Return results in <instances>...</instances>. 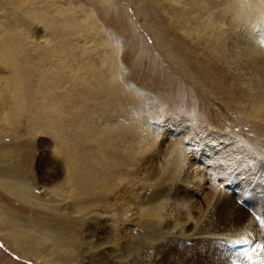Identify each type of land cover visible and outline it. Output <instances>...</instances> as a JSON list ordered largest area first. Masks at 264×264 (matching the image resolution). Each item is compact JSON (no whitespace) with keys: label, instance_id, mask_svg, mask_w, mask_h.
Wrapping results in <instances>:
<instances>
[{"label":"rangeland","instance_id":"374dc122","mask_svg":"<svg viewBox=\"0 0 264 264\" xmlns=\"http://www.w3.org/2000/svg\"><path fill=\"white\" fill-rule=\"evenodd\" d=\"M212 1H216L220 6L211 9ZM19 2L20 0H0V89L4 86L5 80L7 84L11 81L12 83L20 81L21 84L23 83L24 91L26 90L30 107L25 118L14 128L13 135L0 139V207L2 209L16 219L23 218L36 224L45 223L50 226L59 222L65 225V228H69L68 232L71 235L76 234L78 238H82L80 232L82 229L86 230L84 226H87L88 215L80 217L82 220L76 217L68 203L53 198L50 192L44 191L43 184L38 180L39 172L45 166L56 168L55 160L44 159L45 156L52 155L46 148V141L52 140V146L54 145L53 147L60 154L64 146L71 143L73 157L77 162L80 161L78 169L98 170L97 163L93 161L96 158L99 160L102 154L106 157L107 150L104 147L102 149L105 151L102 149L98 151L99 146L96 141L100 140L103 144L105 138H110L109 140L117 138L127 144L118 147L122 151L109 153V155L113 154L108 158L112 170H109L111 177L119 171H124L126 176L129 171L131 154L124 148L130 141L142 142L151 150H155L152 151L153 153L150 151L139 156V162L146 158L154 159V163L146 168L147 170L164 167L168 160L167 153L171 154L168 146L172 142H177L186 146L185 159H192L193 163L204 169L194 170L197 177L198 174L204 173L202 177L200 175L201 178L198 177L201 185L207 184L212 188L214 183L218 186L224 184L221 188L232 198L234 197L233 205L231 202H219L213 192H210L211 201L206 204L200 196L195 195L198 187H195L197 189L188 187L193 184L192 175L184 181L186 183L177 177L176 182L169 183L172 186L162 185L167 188L165 189L169 195L163 199L168 203L172 199V202H177L186 196L197 197L195 198L197 204L200 206L201 203V208L213 221L214 236L236 238L234 233L241 227L239 228L237 223L240 217L235 214V205L251 213L254 219L257 218L251 207L249 209L243 201H237L240 192L235 191V193L231 190V183L229 180V185L224 183L222 176L227 172V177H230L229 173L232 172L230 170L234 166H243L248 171L239 179H234V176L227 179L236 182L235 185L238 186L236 190L247 191L248 188H244L243 185L248 187L256 185L258 190L264 192V157L256 159L237 153L218 167L217 165L210 167V164L202 158L199 162L195 159L196 153H202L204 149L203 139L207 137V131L211 135L217 133L223 135L229 145L238 151L244 150L243 144L246 140H251V148H256L264 155V121H260L257 113L253 112L246 85L228 75L223 68L216 66L215 53L212 49L206 52L207 46L200 44V49L193 46L199 41H205L208 31L216 22L223 26L228 25L227 15L223 11L224 8H221V0H52V2L44 0L37 1L33 7L34 11H39L38 15L41 19H37L29 11V6H22ZM196 33L199 35L195 36ZM221 43L223 39L218 37L215 44ZM8 52H12V55ZM80 62L83 71L86 72L80 73L89 77L90 84L94 86L101 84L100 75L106 76L109 73L111 78L114 76L112 79L119 82V89L121 88L119 93L123 94L117 92L108 98L93 95L85 100H81V97L77 99L76 90L81 86L78 85L72 72L78 68ZM116 72L117 74L114 75ZM57 110L62 120H56ZM76 112H80L84 120L90 116V123L86 121H83V125L74 123ZM9 115L6 117L7 122ZM105 124L112 130H116L117 127L120 130L124 129L119 133L127 137L117 136L111 131L104 132ZM159 135H161L160 139L167 143L154 145L155 136ZM28 136L33 144L32 150L27 144ZM204 154L208 158L211 156V152L207 149L204 150ZM27 155L35 156V159L32 163L27 160L22 166L19 165L23 156ZM99 165L98 171L107 169L100 162ZM23 167L28 173L23 172ZM160 169L162 170V168L157 170L156 177L148 176L154 179L144 177L145 180L148 178L146 180L148 184L162 182ZM189 172L193 173L187 171L184 180ZM145 180L139 182L141 188ZM110 181L107 180L102 185L98 184L96 187L98 192H102L99 189H102L104 184L107 188H112L118 182L112 179ZM133 181L131 177L124 179L126 189H132ZM254 181L257 183L253 184ZM187 182L190 185H187ZM136 184L138 185V181ZM136 187L133 192L138 191L142 195L148 188L147 195L153 192L150 187L145 189H140L139 186L136 189ZM118 189L124 193V196L127 194L128 198L124 197V202L126 199L131 200L130 192L125 194L121 187L116 190ZM88 203L86 202L85 205L87 206ZM126 204L130 205L128 202ZM175 206L173 209L176 208ZM175 210L172 211L173 215L169 219L166 218L169 211L165 207L162 218L169 221V226L165 225L164 231L167 232L169 229L171 232H179L184 224L185 229L189 230L191 220H180L178 214L180 212ZM135 211L128 214L131 215ZM174 211L178 216L173 213ZM190 215L194 218V222H197V217L200 218L197 211ZM172 217H177V222H175L177 218L172 219ZM175 223H178L176 230H174ZM101 227L116 233L117 227L111 228L106 224H102ZM70 228H73L72 233ZM168 239L169 244H165L162 250L168 249L164 253L172 257V264L177 262L178 257L175 254L181 252L182 248H191L194 254L199 253L201 246L198 240L197 243L194 239L188 241L182 239L180 243L178 239L172 237ZM177 240L179 242H176ZM12 249L0 240V264H37L33 260H26ZM202 252L210 254L212 250L205 247ZM229 261L232 263V256Z\"/></svg>","mask_w":264,"mask_h":264},{"label":"bare ground","instance_id":"6f19581e","mask_svg":"<svg viewBox=\"0 0 264 264\" xmlns=\"http://www.w3.org/2000/svg\"><path fill=\"white\" fill-rule=\"evenodd\" d=\"M37 1L40 2L44 0H20L19 3L22 6H29V11L33 13L37 19H39V11L37 12V10H33V7L36 5ZM221 1V8H224L223 11H225V15H227L228 25L223 26L218 22H216L215 24L213 23V27L208 31L206 37L204 38L205 41H199L196 43V45L193 46H195V48L198 47L199 49L201 47L200 44L203 46H207L208 50L206 52H209L212 49V51L215 53L216 66L223 68L228 75L239 79L244 85H246L248 89V96L250 98V102L252 103V110L253 112L257 113V118L260 121H264V0ZM48 5H46V7ZM219 6L220 5L216 1H212L210 3L211 9H217ZM37 9L39 10V8ZM14 10L12 11L15 12ZM51 10L52 9H50V11ZM61 10L59 11L62 13ZM20 20V22H22V19ZM35 24L36 23L34 22V25ZM197 35L199 34L196 33L195 36ZM218 37H222L223 43L217 45L215 44V42L217 41ZM43 39L41 38V40ZM48 51L50 52V50ZM9 54L12 55V52ZM60 58L62 57L60 56ZM78 60L80 61V59ZM76 63L77 62H75V64ZM15 66L13 65V67ZM77 67L78 68L72 72V74H74L75 80L78 82V85L81 86L80 89L76 90L77 99L81 97V100H85L93 95H96L97 97L108 98L112 97L111 94H116L117 92L118 94L122 93H119L121 91V88L119 89V82L115 81L116 79H112L114 76L111 78L109 73H107L106 76L104 74H101V81L99 80L101 84H96V86H94L89 83V77L84 76L80 73L84 72L81 62L78 63ZM116 74L117 72L114 75ZM19 77L20 76H18V78ZM3 84L4 86L0 89L1 140L13 135L14 128H16L20 124L21 120L25 118V115L30 107V101L28 100L27 93L25 92L26 90L24 91L22 86L23 83L21 84L20 81H13L12 83L11 81L7 84V80H5V83L3 82ZM126 93L127 92H125V94ZM116 96L118 97V95H115V97ZM57 112L58 114L55 116L56 120H62V117L59 114V110H57ZM8 114H10V123L6 120ZM75 114L76 115L74 118V123L78 125H83V121H86L88 124L90 123V116H88L86 120H84L80 112H76ZM52 129L50 128V130ZM121 130L118 127L116 130H112L106 124L104 125L103 129V131L106 133L111 131L113 134L116 133L117 136H125L122 135L123 133H119V131ZM207 132V137L203 139L205 147L203 146L204 149L202 148V153H196L195 159L197 162H199V159L202 158L203 161H205L207 164H210V167H213V165H217L218 167V165H222L223 162L228 161L236 156L237 153L256 159H258L259 157H264V155L258 152L256 148H251V140H246L243 144L244 150L238 151L234 150L229 145L227 138L223 135L218 133L211 135L209 134V131ZM160 136L161 135L155 136V141L153 142L154 145L167 143L164 140L160 139ZM109 139L110 138H105L103 140V144H101L100 140L96 141L99 146L98 151L104 147L107 150L106 157L102 154L100 155L101 157L99 158V160H97L96 158L93 161L94 163H97L98 170L100 167L99 162L100 164L105 165L107 169L104 171L92 169H88V171L86 170L87 168L85 170L78 169V163L80 161L77 162L73 157V154L71 152L72 150L70 148L71 143L69 145L66 144L60 154L58 150L53 147L54 145L52 146V140L47 139L46 141V148L52 155L45 156L44 159L48 161L55 160L56 168L45 166L39 172L38 180L43 184L42 186L44 191L46 190L47 192H50L53 198L56 197L57 199L68 203L73 210V214H76V217L80 218L88 215L86 217V219L88 220V222H86L87 226H84L86 230L83 231L82 227H79L80 229H82L80 232L82 234V238H78L76 234L71 235L70 232H68L69 228H65V225L59 224V222L57 225H54V223L51 222L52 225L50 224V226H48L45 223L36 224L23 218L16 219L8 211L0 207V240L2 241V243L5 246L13 248L12 250L18 252V254L26 258V260H33L37 264H172V257L168 256V253H164L168 249L166 248V251L162 250V247L165 246V244H169L168 242H170V240L168 238L172 237L173 239H178L180 243L182 239L184 241L194 239L197 243L199 241L198 244L199 246H201L198 254H194L191 248V250L182 248L181 252L175 254L178 257V260H176L177 262L175 264H264V192L262 190H258L256 188V185H252L250 187L243 185L244 188H248L247 191L239 189L236 190L238 188V186L235 185L236 182L233 183L230 179H227L232 178V176H234V179L236 180L239 179L243 175V173L248 171L247 168L239 165L234 166L230 170L232 172L229 173L231 176L227 177V172H225L226 174L222 176L225 181L223 179L222 181L229 185V180V183H231V190H233L234 192H240L237 201L241 200L244 204H247L249 206V209L252 208L257 218L254 219L250 215L251 213L249 214L245 211V209L241 208L239 205L234 204L236 206L235 214L237 217H240V219H237V223L239 224V228H241L234 233V236H236V238L231 239L230 237L225 236V238H229L225 239L224 236L221 237V235L220 237L214 236V234L212 233L213 221L208 217L207 212L203 208H201V203L200 206L199 204H197V200H195V198L197 197L188 198L189 196H186L182 198L181 195L180 197L182 199L179 198L180 200L178 201L177 198V202L174 201L175 203L172 202V198V201L170 203H168L166 199H163V197L166 196L167 198V195H169L167 194V188L162 186L163 184L172 186L169 183L176 182L177 177L183 179L182 182H184L187 181L189 175H192L194 186H192V184L188 187H198V189L195 188L197 189V194L195 195L200 196V198L206 204L211 201L212 196L210 192H213L215 197L218 198L219 202H231V204L233 205L232 201L234 200V197L232 198V196H230L228 192L223 191L221 188V186L224 184L221 183V185L218 186L217 184L214 185V183L212 185V188H209L207 184H200L198 177H200L201 174H198L199 176L197 177V173H194V170L204 169H201L199 165L193 163L192 159H185L186 150L184 147L186 146H182L177 142H172L168 146L171 154L167 153L168 160L165 166L155 167L154 170H152L153 168L147 170L154 163V159L146 158L139 162V156L147 154V152L150 151L155 152V150H151L148 146L143 145L142 142H136V140L130 141L129 145L126 147L127 149L124 148L126 152L127 150H129L131 154L132 160L129 171H127L126 176H124V171H116L117 173L111 177L109 173L111 167L109 165L108 158H111L113 154L109 155V153L122 151L119 150L118 147H124V145L127 143L122 142L117 138L114 140ZM27 144L28 147L31 146L32 150L33 144L29 136L27 137ZM199 145H201V143ZM189 149H191V147ZM205 149L211 152V156L209 158L204 154ZM189 158L191 157L189 156ZM34 159L35 156L33 155L23 156L19 165L22 166V164L27 160H30V163H32ZM256 159L254 160L256 161ZM159 168H162V170L160 169V171H162V175L158 171V173L163 177V179H161L162 177L160 178L162 182L148 184L146 180L148 178L154 179L153 177H156L157 170H159ZM187 171H192L193 173L189 172L190 174H188L187 178L184 180V175L187 173ZM23 172L28 173L24 169V167ZM221 174L223 173L221 172ZM140 175L142 176V178L139 179ZM148 176L153 177L151 178ZM125 177H131V179L134 180L133 182H131L132 189H126L124 183V179H126ZM144 177L148 178L145 180ZM111 179L112 181H118L114 184V187L107 188L104 184L102 189L98 188L102 192H98V190L96 189L97 185H102V183H104L105 181L107 182V180L110 181ZM143 180L146 181L144 184L142 183L143 189H145L146 187H150L153 189V192H150V195H147L149 194L147 193V190L149 188L145 189V191L142 190L144 192V195H142V193H139L138 191L133 192L135 186H139V188L142 189L139 184ZM219 180H221L220 176ZM137 181L138 185L136 184ZM257 181H254L253 184H256ZM187 185H190V183H188ZM175 186L177 187V185ZM118 187H121L125 194L126 192H130L129 195L131 197V200L128 199L127 201L126 199V202H124V197L128 198L126 197L127 194L124 196V193H122L121 190H116ZM177 189L178 188H176V190ZM111 192L112 194H110ZM101 193L104 194L101 195ZM131 201H133L134 203H132ZM86 202H89L90 204L88 203V205L86 206ZM127 202L131 206H128L126 204ZM174 205H176V208L173 209ZM165 207H167L169 211L166 218L169 217V219H171L170 216L173 215L172 211L176 209L175 211L180 212L178 213L180 214V220H191V223L189 224L191 225V228H188L190 231L187 230V228L185 229V224L182 222L184 224V227L182 226L179 232H171L169 229L167 230V232H165L164 228L166 226H169V221L162 218ZM131 211H135V213L131 215L128 214ZM175 211L173 213L176 214L177 212ZM196 211L199 212L200 218L197 217V222H194V218L191 217L190 214ZM175 218L177 217H172V219ZM80 219L82 220V218ZM177 220L178 218L175 222H177ZM102 224H106L111 228L117 227L116 233L113 230L101 227ZM177 227L178 223H175L174 230H176ZM70 230L72 233L73 228H70ZM178 240L176 242H179ZM240 242L253 243L254 245H256V249L251 253L239 254L231 251V249L227 245L228 243L238 244ZM220 244H223V246ZM205 247L210 248L212 250V253H203L202 251ZM231 256L232 263L231 261H229V258H231ZM248 257L249 262H245V259ZM256 259L260 260L258 262H255L254 260Z\"/></svg>","mask_w":264,"mask_h":264}]
</instances>
